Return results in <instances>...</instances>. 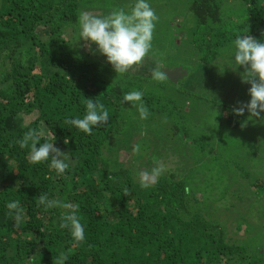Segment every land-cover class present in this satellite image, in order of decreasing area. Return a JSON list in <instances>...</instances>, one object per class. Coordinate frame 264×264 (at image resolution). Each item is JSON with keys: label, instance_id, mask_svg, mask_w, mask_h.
Instances as JSON below:
<instances>
[{"label": "trees", "instance_id": "trees-1", "mask_svg": "<svg viewBox=\"0 0 264 264\" xmlns=\"http://www.w3.org/2000/svg\"><path fill=\"white\" fill-rule=\"evenodd\" d=\"M153 1L161 4L162 27L166 16L168 21L185 14L179 49H191L194 67L223 61L214 70L232 71L238 68L232 59L235 37L264 39V0H186L177 13L168 0ZM133 2L0 0V264H55L61 254L65 264H264V221L254 223L246 213L264 214V180L245 164L264 165V123L247 111L236 116L213 96L205 97L212 104L204 103L203 94L167 75L156 81L151 74L116 73L106 57L93 55L79 40L82 11L101 15L114 5L128 11ZM135 90L144 93L146 120L122 103ZM88 98L110 113L109 122L91 134L67 122L86 114ZM30 129L43 132L41 143L55 139L54 146L68 153L72 166L65 175L58 176L50 160L29 161L30 147L18 141ZM134 143L143 157L132 166L120 155L133 153ZM157 166L162 174L145 178L151 186L142 188L140 175ZM208 169L214 175L196 178ZM213 187L233 198L225 209L236 214L224 218L211 211L206 195ZM43 195L78 206L83 242L61 227L68 210H45ZM12 200L23 208L19 223L5 206ZM229 219L243 237L229 233Z\"/></svg>", "mask_w": 264, "mask_h": 264}, {"label": "clouds", "instance_id": "clouds-1", "mask_svg": "<svg viewBox=\"0 0 264 264\" xmlns=\"http://www.w3.org/2000/svg\"><path fill=\"white\" fill-rule=\"evenodd\" d=\"M158 20L159 16L149 0H134L130 11L113 9L103 16L82 11L78 16L79 40L89 42V46L95 45V48L89 47L90 52L94 55L98 51L106 57V62L116 73L124 74L133 66L141 64L151 51ZM232 59L238 67L245 69L242 78L251 84L250 99L246 103L237 102L239 106L234 107L232 112L236 116H242L247 111L249 116L264 123V39L248 34L237 35L234 39ZM152 78L163 81L166 73L157 67L153 70ZM122 103H129L131 107L136 108L140 119H148L150 110L145 104L142 91L126 92ZM109 119L110 113L106 106L88 98L86 114L82 118H71L67 122L83 133L91 134L96 127L106 125ZM42 136L43 132L30 129L18 143L21 148L30 147L28 159L32 164L38 165L50 160L49 167L54 169L58 176L65 175L72 166L68 153L54 146L55 139L41 143ZM163 171L161 166H157L152 169L150 175L157 178ZM140 184L145 189L151 186L145 179H141ZM39 202L45 210L54 207L68 210L62 217L61 227L68 228L75 241L85 240V225L77 214L78 206L70 202L49 200L47 195L41 196ZM5 206L9 214L14 215L17 223L23 220V208L18 200L6 202ZM66 259L67 257L61 254L55 264H65Z\"/></svg>", "mask_w": 264, "mask_h": 264}, {"label": "rangeland", "instance_id": "rangeland-1", "mask_svg": "<svg viewBox=\"0 0 264 264\" xmlns=\"http://www.w3.org/2000/svg\"><path fill=\"white\" fill-rule=\"evenodd\" d=\"M169 4L171 6H168L170 9H173L175 11V13H177V10L182 9L183 7L185 8V5L187 4L186 0H168ZM151 6L153 7V9L156 11L157 15L159 16V20L156 24V28L154 30V34H153V41H152V49L149 52V54L144 58V60L142 61L141 64L139 65H135L133 66L131 69H129V72H132V74L134 75H152L153 73V69L155 65H160L163 64L165 65V68H170V69H175L176 67H183V69L187 70V75H183V76H175L172 75V79L169 77V79H171V81L175 82V83H180L182 82V87L185 90L188 91H192L194 90V93L197 94L196 96H201L202 94L204 95L203 98H200L204 101V103H210L212 104L211 100L208 101L207 98L208 96H213L214 99V103L215 101L218 100V102H224L226 101L227 106L230 107L231 109H233L234 107H238V103L237 102H244L246 103L249 99V88L251 87V84L244 81L242 76L244 73V68L243 67H238L236 69H233L232 71H224L223 72H218L214 69H216L217 67H221L223 66V61L221 63L218 64L217 67L211 66L208 69H203L202 67H194V63H196V57H194L192 55L191 49L189 50L188 48H185L184 51H180L179 49V45L185 40V33L184 31H186L184 24H185V14L183 15V17L181 16H176L172 17L171 15L169 16V19L167 21V17L166 16V21L164 22V26L162 27V21H160V9L159 7L161 6V4L159 6H156V3L150 2ZM110 8H107V12L106 10H103V13L100 16L103 15H107L109 12H111L110 10L112 9H118V5H114L113 6H109ZM132 6L129 7V10L131 9ZM122 9H124L123 7H121ZM119 8V9H121ZM183 20H182V19ZM182 27V29L179 31V28ZM159 37H163L162 39V43L158 44L156 42V39H159ZM88 47H93V45L89 46V42H86ZM187 46H189V44H187ZM190 47V46H189ZM167 55V57L172 61V62H166L164 58ZM171 55V56H170ZM101 56V55H100ZM101 58H104V56H102ZM228 75L229 80L227 81V79L225 78V75ZM232 80V81H231ZM165 83V82H163ZM208 83H210V85H207ZM190 93V92H188ZM192 94V93H191ZM188 105H190L189 102L186 103L185 105V110H189L190 107H188ZM218 107L222 108L225 107L224 105H219ZM195 108V107H194ZM220 110H217V112H219ZM203 116L206 117L205 114H203ZM220 119V118H219ZM220 123L222 122L221 120L219 121ZM261 122V121H258ZM260 130H264V125L262 126V128ZM245 132H248L249 137L254 136L255 133L251 130V128L247 127V129L245 130ZM136 138V137H135ZM137 139V138H136ZM141 147V146H140ZM137 145L136 143H134V145L132 146V150L133 153H129L126 150H121V158L123 160H128L127 164L129 165H136L141 159L139 156L141 155H136L135 151L137 150ZM142 150V147L139 148V150ZM145 152V151H144ZM132 154L129 158L128 155ZM176 157V156H174ZM184 156L181 154L178 158L182 159ZM184 160V159H182ZM246 167L249 171H251L252 173H254V175L256 177L262 178L264 180V165L260 166V165H255L253 166L254 162H245ZM264 164V163H263ZM260 166V167H259ZM211 169H208V171H198V173L196 174V178L201 180V182L203 180L208 179L209 175L208 174H212L214 175L213 171H210ZM143 171V170H142ZM142 173V172H141ZM147 173H144L140 175V177H142L143 179L145 178H150L153 179L152 176L150 175H146ZM253 187V186H251ZM2 188V185H0V189ZM254 188V187H253ZM252 188V189H253ZM220 189L219 188H215L213 187V189L209 190V193H207L206 197V203H211L212 207H211V211L216 210L219 211L221 214L225 213L226 215L224 216V218L228 217V215L231 214H236L233 211H228L226 210L228 207L231 208L232 205V197L229 196H221L220 193ZM200 195V192L198 193V196ZM244 203H241V206ZM226 208V209H225ZM234 209V208H232ZM241 212H245L243 210V208L241 207L240 209ZM248 213V217L249 218H254L256 222L259 221H264V214H259L255 213V212H246ZM217 215V212L215 211V214ZM253 221V220H252ZM229 233L231 235H234L236 237H243L241 231L235 232V228H236V223L234 221H232V219H229Z\"/></svg>", "mask_w": 264, "mask_h": 264}, {"label": "water", "instance_id": "water-1", "mask_svg": "<svg viewBox=\"0 0 264 264\" xmlns=\"http://www.w3.org/2000/svg\"><path fill=\"white\" fill-rule=\"evenodd\" d=\"M177 71H181L182 72V74H181V76H185V75H187V70H185V69H183V67H181V66H179V67H176L175 69H168V68H165L164 69V72L166 73V75L168 76V77H170L171 79H172V75H173V73H175V72H177Z\"/></svg>", "mask_w": 264, "mask_h": 264}, {"label": "flooded vegetation", "instance_id": "flooded-vegetation-1", "mask_svg": "<svg viewBox=\"0 0 264 264\" xmlns=\"http://www.w3.org/2000/svg\"><path fill=\"white\" fill-rule=\"evenodd\" d=\"M182 74V72L181 71H177V72H175V73H173V75H175V76H180Z\"/></svg>", "mask_w": 264, "mask_h": 264}]
</instances>
